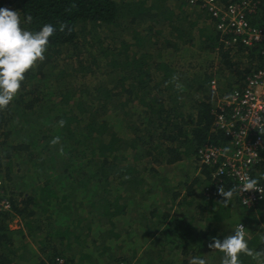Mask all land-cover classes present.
<instances>
[{
  "label": "trees",
  "instance_id": "1",
  "mask_svg": "<svg viewBox=\"0 0 264 264\" xmlns=\"http://www.w3.org/2000/svg\"><path fill=\"white\" fill-rule=\"evenodd\" d=\"M172 1L0 0V8L20 13L22 27L38 31L51 24L56 28L46 59L26 74L18 95L0 110V177L13 204L12 212L0 213V264H55L57 257L66 258L67 253L76 259L78 246L80 260L94 255L97 264H105L99 258L104 256L106 264L134 261L138 251L131 244H138V234H129L128 228L116 232V228L125 216L124 225L136 221L138 227V195L149 202L153 199L154 208L188 203L189 197L201 194L199 190L206 202L194 206L218 207L209 211L203 240L208 244L212 237L223 240L228 221L230 227L245 226L250 249L264 251L259 216L264 202L247 208L237 193L225 206L218 195L220 185L211 182L213 169L199 165L205 144L228 143L215 127L218 98L212 81L225 76L229 92L241 81L244 86L262 66L264 42L253 48L225 49L214 22H202L190 0ZM219 1L228 6L237 0ZM28 15L30 24L24 23ZM61 23L73 29L71 34L59 30ZM252 25L264 26V0ZM71 51L75 61H64L62 66L60 60ZM213 54L215 59L208 57ZM236 56L239 61H233ZM190 60L200 66L185 64ZM244 60L243 65L250 67L241 71ZM174 75L182 89L172 81ZM62 119L64 127L58 124ZM54 137L60 143L53 147ZM190 158L200 174L188 183L191 175L176 173L175 166ZM254 174L264 185V163ZM171 177L178 181L177 187ZM150 178L156 180L142 193ZM222 186L227 191L236 184L228 180ZM151 206L155 210L151 213H158L159 207ZM232 206L248 214L235 217ZM170 215L171 209L158 217L165 223ZM15 216L26 219L28 234L6 226L5 221ZM85 220L107 228L102 232L90 228L92 233L81 241L77 230ZM192 222L187 229L193 234ZM183 224L172 217L163 234L168 233L178 247L185 243L182 264H189L201 255L190 251L194 238L184 232ZM28 238L32 242H26ZM117 241L123 245H115ZM90 244L95 252L86 255ZM81 261L86 262L84 257ZM240 261L257 264L244 254ZM71 263L66 259V264Z\"/></svg>",
  "mask_w": 264,
  "mask_h": 264
},
{
  "label": "built area",
  "instance_id": "2",
  "mask_svg": "<svg viewBox=\"0 0 264 264\" xmlns=\"http://www.w3.org/2000/svg\"><path fill=\"white\" fill-rule=\"evenodd\" d=\"M262 1L237 0L225 6L219 0H190L189 4L207 12L225 49H237L238 46L253 48L264 42V26L252 25V18L260 12ZM260 55L262 66L247 77L244 86L241 81L234 91L217 101L215 127L223 133L228 143L205 144L199 161L200 166L213 169L211 182L215 185L221 186L231 180L240 186L245 177L256 178L254 173L264 163V47ZM216 84L214 79L213 89ZM258 187L264 188V185L259 183ZM238 195L247 208H255L264 202L258 191ZM245 198L249 200L248 205L243 202ZM12 211V201L0 177V213ZM55 264H66V259L57 257Z\"/></svg>",
  "mask_w": 264,
  "mask_h": 264
},
{
  "label": "clouds",
  "instance_id": "3",
  "mask_svg": "<svg viewBox=\"0 0 264 264\" xmlns=\"http://www.w3.org/2000/svg\"><path fill=\"white\" fill-rule=\"evenodd\" d=\"M32 17H25L24 23L30 24ZM67 29L71 34L73 29L66 23H61V32ZM56 32V28L51 24L43 25L38 31H33L22 27L20 13L8 8H0V110L6 109L18 95L22 82L26 74L43 62L48 49L49 38ZM172 81L176 82L177 89H182L179 77L174 75ZM60 127H64L66 121H58ZM60 143L59 137H54L50 141V146ZM62 151V148H61ZM259 180L245 177L240 186H233L225 190L221 185L218 187V195L223 197L221 201L228 206L233 196L237 193L243 195L245 192L258 191L264 198V188L258 187ZM244 204L248 205L249 200L244 199ZM234 234H229L223 240L212 237L208 247L223 253L221 264H241L240 255L251 257L257 264H264V251L250 249L246 239L245 227L237 225ZM264 239V237H262ZM189 264H207V261L200 257H193Z\"/></svg>",
  "mask_w": 264,
  "mask_h": 264
},
{
  "label": "rangeland",
  "instance_id": "4",
  "mask_svg": "<svg viewBox=\"0 0 264 264\" xmlns=\"http://www.w3.org/2000/svg\"><path fill=\"white\" fill-rule=\"evenodd\" d=\"M171 2H173V1L171 0ZM190 7L192 9H196V12L200 16L202 22H204V23L212 22L211 17L204 10H202V9H200L198 7H192V6H190ZM155 32H156V30H155ZM156 38L161 40V38H163V35H156ZM106 43H108V41H106ZM74 54L75 53L71 51L68 54V57L65 60H60V64L63 66L64 61H70V62L73 61L74 62L75 61L74 58L76 59ZM71 55H74V57L72 59L70 58ZM208 57L212 58V59H215L217 57V55L213 54V55H210ZM239 59H240V57L236 56V57L233 58V61H239ZM190 62H193L194 69H196V68H198L200 66V63L197 60H190V61H187L186 63L185 62L184 63L185 64H189ZM246 62H247L246 60L243 61L242 67L240 68L241 71L250 67L249 63H248L249 66L248 65H243V64H246ZM59 72H60V69L58 70L57 73H59ZM78 77L81 78V74H79ZM214 79L216 80L217 84H216V87L214 89L213 88L212 89L215 92H217L218 100H221V99H223L224 97H226L227 95H229L231 93V92L228 91L230 87L227 85V79L225 78V76L222 77L223 80H219L217 78H214ZM236 79H235V82H236ZM82 82H84V81L82 80ZM222 90H223V92H222ZM227 91H228V93H227ZM161 170H162V168H161ZM175 171H176V173H181L182 176H183V174H186V173L191 175L192 178L189 179V180L187 179L188 183H191L193 181V178L198 177L197 175L200 174L199 168L196 166V164H195V162H194V160L192 158L182 161V163H180L177 167L175 166ZM259 172H260V169L258 170L257 174H259ZM155 180H156L155 178H154V180H153V178H150V180L148 179L147 180L148 183H145L142 186L143 188H142L141 192L142 193L148 192L149 189H150V185L152 184L151 182H154ZM171 181L173 182L172 185L174 187H177L178 181L175 178H173V177H171ZM182 193L185 194L186 192L183 191ZM197 193H201V194H198L197 198L189 197L187 199L188 203L193 204V207H191V208H190V205L188 203L180 204L179 201H177L176 203L170 204V206H157V207H159L160 209H162L163 207H166V209H171V212H172V210H173L172 206H178L177 207V211L175 212L174 215L177 216L178 219H181V220L184 221V224H183L184 232H186L187 235H189V236L194 238L192 240L190 251H192V253H197L198 252V254L201 255L199 257L205 259L207 261V264L208 263L209 264H221V260L223 258V253L219 252L218 250L210 249L208 247V241L202 239L204 231L207 229V225L209 223V219H208L210 217L209 211L210 210L211 211L217 210L218 207L217 206H202V205L201 206H194L195 203L202 204V203L206 202L205 199L203 198V194H204L203 191L199 190ZM153 202H154L153 199H151V201L149 202L146 199V196H144V200H142V196L138 195V206H151L152 205L151 203H153ZM214 202H215V200H214ZM210 205H211V203H210ZM203 209L205 210V213H206V215H205V219L206 220L203 219L202 215H201L200 218L196 217V214H198L199 211L202 212ZM231 211H232L233 215L235 214V217H236V215L239 216L241 214L242 215L243 214H248L246 209L241 208L239 206L238 207L237 206H232V210ZM259 216H260V219L262 220L260 227L263 228L264 227V203L260 206ZM137 217H138V213H137ZM124 221H128V217L125 216V217L119 219V221L117 222L116 232H119L122 229L128 228L129 229L128 230L129 234L130 233L138 234V231H139L140 232L139 236L142 235L141 228H138V227H136L134 225V223L136 221L134 223L130 222V223H127L125 225H124ZM190 222H192V226L191 227H193V229H192L193 230V234L190 233L189 230L187 229L188 223H190ZM227 222L228 221H226L224 223V227H223L222 233H221L223 239H224L225 236H227L229 234H234L233 231L235 230V228H234L235 226H232V227H230V225L227 226L226 225ZM141 227H144V226H141ZM104 228L106 229V227H104ZM248 234L249 233L246 231V236H248ZM125 236H127V235H125ZM166 237H167V235L164 234L163 235V241L161 242L162 245L165 244V243L168 244ZM114 244L118 245V246L123 245L122 241L114 242ZM137 245H133V243L131 244V246H133V249L136 248L137 251H138V246H140V245H138V246ZM171 245H174L175 250L178 248V246H176L173 243H171ZM184 247H185V244L181 247V249L178 252L175 251V252L169 253V251H167V255L163 256V260L164 261L159 260L160 257L158 258V260H156L157 257H155V258L152 257V256L151 257H147L148 255L147 256H143V258L146 257V260H144V264H182V262H183V252L182 251H183ZM36 248L37 247L35 246L34 249H36ZM160 248L162 249V248H164V246H160ZM88 251L91 252V249H88ZM92 251L95 252L94 251V247H93ZM116 253L118 254V256H120V259L123 258V257H121V252L118 249V247L116 248ZM38 254L40 256H42L41 253L38 252ZM129 255H131V254H129ZM141 256L142 255L137 256L136 260L138 261V258H140ZM103 260L107 262V258H105ZM131 263L132 264H136V261L135 262L133 261Z\"/></svg>",
  "mask_w": 264,
  "mask_h": 264
},
{
  "label": "crops",
  "instance_id": "5",
  "mask_svg": "<svg viewBox=\"0 0 264 264\" xmlns=\"http://www.w3.org/2000/svg\"><path fill=\"white\" fill-rule=\"evenodd\" d=\"M85 207L88 209L87 206H85ZM140 207L141 206H138V228H141L142 235L139 236L140 232L138 231V239L141 241L140 242L138 240V245H140V246H138V256L139 255H143V256L148 255L147 257H151V256L152 257H158L159 256L160 258L163 259V256L167 255V251H169V253H172L175 251L178 252L183 245L181 244L180 247H178L175 250L174 245H171V239H170L168 233L166 234L167 235L166 239H167V243L169 245L166 243L163 245L161 244V242L163 241V235H164L163 232L165 231V226L171 222V219H172V217H174V214L177 211L178 206H172L173 210H172L171 215H170L171 218H169V220L166 221L165 223L163 220H161L158 217V215L160 213L169 212V209H166V207H163L162 209L158 208V213H155V214L151 213L152 211L154 212L155 210L149 209L150 206H143L142 209H140ZM151 207L153 208V206H151ZM153 209H157V206H155ZM201 213L202 212L199 211L198 214H196V217L200 218L202 215L203 219H205L206 213L205 214H201ZM42 218L46 219V217H42ZM25 222H26V219H22L19 216H15L12 221H5V224L12 231L13 230H18V231L21 230L24 233L28 234L26 232V229H25ZM66 222H67V220H66ZM93 222H94V220H85L79 226V228L77 230V234H79V232L82 234L81 235V241H85L84 239H86V235L87 234L90 235L92 233V231H94V230H96L98 232H102V231L106 230L104 228L106 226L99 227L98 225H94ZM70 223H72V222H70ZM59 225H61V224L59 223ZM141 226H144L145 228L141 227ZM90 228H92V231H90ZM93 235H94V232H93ZM41 239H42V236L40 234L38 237V241ZM92 239H93V236H92ZM190 239H192V237ZM30 241L32 242L31 238H28L26 240V242H28V243H30ZM58 243L59 242H57V244ZM183 244H185V243H183ZM35 246H36V244H33L32 248H35ZM160 246H164V248L161 249ZM78 247H77V249L74 250L75 251L74 253H77L76 259L71 258L69 253H67V255H65V257H66L65 259L71 260V262H72L71 264H79V263L80 264H96L97 263V261L95 259H93L94 255H92V257L90 259L87 256H83L85 258L86 262L81 261L83 259V257L80 260L81 252L78 251ZM89 248L92 250L91 244L87 245V249L85 251L86 255H88L90 253L88 251ZM92 254H94V253H92ZM99 258L105 259L104 257H99ZM136 259L134 260V262L136 261V264H144V260H146V257L143 258L142 260L140 258H138V261ZM123 262H126V261H122L120 263H123ZM131 262H133V261H131ZM131 262H126V263L132 264ZM105 264H106V261H105Z\"/></svg>",
  "mask_w": 264,
  "mask_h": 264
}]
</instances>
